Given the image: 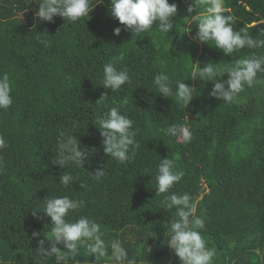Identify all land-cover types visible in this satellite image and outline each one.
<instances>
[{
	"label": "trees",
	"instance_id": "obj_1",
	"mask_svg": "<svg viewBox=\"0 0 264 264\" xmlns=\"http://www.w3.org/2000/svg\"><path fill=\"white\" fill-rule=\"evenodd\" d=\"M169 3L177 5V29L164 34L154 25L138 37L111 15V0L95 5L89 17L74 24L59 15L40 21L34 15L36 0H0V74H9L13 96L12 106L0 110V135L9 143L0 150V264H56L54 257L36 251L42 239L46 249L51 246L45 237L51 234V219L32 212L53 196L84 200L87 206L73 218H94L103 239H121L130 256L140 248V264H181L167 245L166 223L175 210L159 209L163 196H155L157 165L167 156L185 171L171 191L199 200L197 214L205 219L207 246L216 250L214 264H264V86L246 88L227 103L209 94L212 81L188 77L194 63L230 66L253 50L225 55L200 42L196 25L182 24L184 16L195 14L187 12L191 0ZM225 3L237 17L234 30L247 28L256 35L264 28V0ZM181 25L192 31L183 32ZM116 27L122 29L118 36ZM36 36L52 46L45 49ZM254 51L264 54V49ZM109 61L127 68L131 78L118 93L102 84V68ZM158 72L169 76L173 93L179 79L195 88L186 108L174 94L164 97L152 89ZM105 93L109 102L129 101L122 113L134 120L139 148L130 151L127 166L104 153L103 137L93 121L103 114L99 99ZM73 122L87 155L84 168L64 169L52 162L56 137ZM170 123L187 125L191 141L167 135ZM101 167L106 175L97 180L93 173ZM63 171L78 177L67 188L59 183ZM76 260L100 264L84 249Z\"/></svg>",
	"mask_w": 264,
	"mask_h": 264
},
{
	"label": "clouds",
	"instance_id": "obj_2",
	"mask_svg": "<svg viewBox=\"0 0 264 264\" xmlns=\"http://www.w3.org/2000/svg\"><path fill=\"white\" fill-rule=\"evenodd\" d=\"M36 3L39 7L34 15L40 21L50 22L59 15L74 24L89 17L95 5L103 4L104 0H95V3L93 0H36ZM177 11V5L169 3V0H111L110 6L111 15L124 25V30H130L138 37L149 33L154 25H157L159 32L164 34H169L173 28L177 29V20L173 19ZM194 11V15L183 17L182 24L196 25L195 39L209 42L225 55H233L245 48L253 51L248 58L236 59L230 66H214L209 61L201 67L200 63L193 62L195 66L188 77L201 82L212 81L213 87L209 94L227 103L234 102L246 88L264 86V54L257 55L254 51L264 49V28L256 35L251 34L247 28L234 30L237 17L232 9L226 6L225 0H191L187 12ZM22 15L23 12L20 17ZM182 28L183 32L192 31L190 27ZM121 30L120 27H116L113 30L114 35L118 36ZM36 40L45 49L52 46L51 41L41 36H36ZM102 74L103 86L112 93L120 92L123 86L131 83L127 68H118L112 61L103 65ZM224 74H227V80L220 78ZM184 80H177L173 93L169 76L164 72H158L153 76L152 89L164 97H172L174 94L177 103L186 108L194 97L195 88L186 84ZM11 92L9 74L4 72L0 74V110L7 111L12 106ZM99 101L102 102L104 111L102 116L93 121L103 137V151L110 159L127 166L131 159L130 151L134 153L139 148L137 132L133 127L134 120L122 113V109L126 108L129 101L125 98L120 102H109L107 93L103 94ZM77 127V123L73 122L70 130L61 129L57 133L55 157L52 162L64 169L69 166L84 168L87 151L80 147V141L74 135ZM166 134L174 138L182 136L185 143L192 139V132L187 125L170 123ZM8 147V141L0 135V150ZM93 174L95 179L100 180L106 175L105 168H98ZM184 176L185 171L177 168L173 159L168 156L160 159L155 174V196L163 198L159 201L158 208L165 209L168 213L175 210L170 222L166 223L169 230L167 245L174 250L181 264H214L216 250L207 246V241L202 235L205 219L203 213L197 214L199 200L187 192L177 194L171 191ZM77 179L72 172L63 171L59 183L67 188ZM86 206L84 200L69 196L45 198L41 210L32 212L33 215L43 212L45 216L50 217L51 235L45 237L52 243L50 248L46 249L45 241L40 240L37 253L46 258L54 257L56 264H68L69 260L78 264L76 257L81 254V249H84L88 256H94L100 264H140L138 261L142 254L140 248L130 256L121 239L107 241L103 239L104 231L94 218L87 215L73 218V213Z\"/></svg>",
	"mask_w": 264,
	"mask_h": 264
},
{
	"label": "crops",
	"instance_id": "obj_3",
	"mask_svg": "<svg viewBox=\"0 0 264 264\" xmlns=\"http://www.w3.org/2000/svg\"><path fill=\"white\" fill-rule=\"evenodd\" d=\"M259 260H261V259L259 258ZM224 264H230V263L229 262H225ZM236 264H245V261L244 260H239Z\"/></svg>",
	"mask_w": 264,
	"mask_h": 264
},
{
	"label": "water",
	"instance_id": "obj_4",
	"mask_svg": "<svg viewBox=\"0 0 264 264\" xmlns=\"http://www.w3.org/2000/svg\"><path fill=\"white\" fill-rule=\"evenodd\" d=\"M193 113H194V111L189 114V116H188L189 119L193 118Z\"/></svg>",
	"mask_w": 264,
	"mask_h": 264
},
{
	"label": "rangeland",
	"instance_id": "obj_5",
	"mask_svg": "<svg viewBox=\"0 0 264 264\" xmlns=\"http://www.w3.org/2000/svg\"><path fill=\"white\" fill-rule=\"evenodd\" d=\"M21 14H19L18 16L20 17ZM48 235H51L50 233Z\"/></svg>",
	"mask_w": 264,
	"mask_h": 264
}]
</instances>
